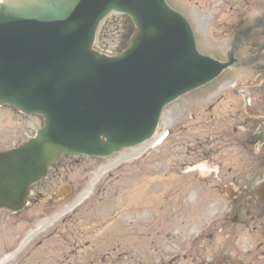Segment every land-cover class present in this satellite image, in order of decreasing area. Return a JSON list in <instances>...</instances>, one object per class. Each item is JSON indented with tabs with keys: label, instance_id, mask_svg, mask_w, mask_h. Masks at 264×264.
Here are the masks:
<instances>
[{
	"label": "rangeland",
	"instance_id": "obj_1",
	"mask_svg": "<svg viewBox=\"0 0 264 264\" xmlns=\"http://www.w3.org/2000/svg\"><path fill=\"white\" fill-rule=\"evenodd\" d=\"M168 2L192 13L199 39L204 1ZM99 26L101 53L129 44L126 16L109 14ZM228 55L219 79L161 111L151 139L106 158L64 155L23 210H0V264H264V147L259 156L247 150L255 123L234 121L243 107L235 90L247 89L231 81L235 47ZM43 125L41 116L0 107V153Z\"/></svg>",
	"mask_w": 264,
	"mask_h": 264
},
{
	"label": "water",
	"instance_id": "obj_2",
	"mask_svg": "<svg viewBox=\"0 0 264 264\" xmlns=\"http://www.w3.org/2000/svg\"><path fill=\"white\" fill-rule=\"evenodd\" d=\"M22 2L0 3V106L45 124L34 139L0 153V210H22L31 186L64 154L107 157L150 139L164 106L231 63L200 55L190 27L165 0ZM52 3L57 10L38 11ZM111 12L136 28L116 57L93 50Z\"/></svg>",
	"mask_w": 264,
	"mask_h": 264
},
{
	"label": "flooded vegetation",
	"instance_id": "obj_3",
	"mask_svg": "<svg viewBox=\"0 0 264 264\" xmlns=\"http://www.w3.org/2000/svg\"><path fill=\"white\" fill-rule=\"evenodd\" d=\"M202 1H204L202 7L205 16L199 22L202 33L199 39L192 25L193 18L190 15L192 13L187 11V19L191 22L196 42L200 44L204 53L212 55L213 58L219 54L220 59L218 60L223 63L228 59L232 60L228 53L235 47V55H233L235 75L230 76L231 81L238 84V90L247 89V91L235 90V96H239L244 110L237 114L234 121L239 122L244 115L246 123H255V115H259L261 110H264V0ZM210 2L213 4H209ZM222 49L224 50L220 51ZM255 49L261 51L262 55L257 56ZM246 63L255 65L245 70ZM241 65L244 71L241 70ZM239 70L243 72L240 73ZM258 122L250 129L249 137L254 138L255 131L263 121ZM215 264H235V261L221 259Z\"/></svg>",
	"mask_w": 264,
	"mask_h": 264
},
{
	"label": "bare ground",
	"instance_id": "obj_4",
	"mask_svg": "<svg viewBox=\"0 0 264 264\" xmlns=\"http://www.w3.org/2000/svg\"><path fill=\"white\" fill-rule=\"evenodd\" d=\"M22 1L23 0H20V1L19 0H0V3L6 4V5H18V4L23 3ZM30 2H31V4L35 5V3L33 2V0H28V3H30ZM45 3H46V1H45ZM37 7H40V9H38V11L41 10L42 7H46L49 11H50V8H54V10H57L58 9V7L55 6L54 3L49 4L48 6L47 5H41V6H37Z\"/></svg>",
	"mask_w": 264,
	"mask_h": 264
},
{
	"label": "trees",
	"instance_id": "obj_5",
	"mask_svg": "<svg viewBox=\"0 0 264 264\" xmlns=\"http://www.w3.org/2000/svg\"><path fill=\"white\" fill-rule=\"evenodd\" d=\"M133 33H134V30H133V32H130V33L128 34V36H127V40H128V42L130 41L131 37L133 36ZM97 36H98V35H97ZM95 47H96L99 51L102 50L101 47H100V43L98 42V37H97V42H96V46H95ZM124 48H126V46H125ZM102 51H104V50H102Z\"/></svg>",
	"mask_w": 264,
	"mask_h": 264
}]
</instances>
